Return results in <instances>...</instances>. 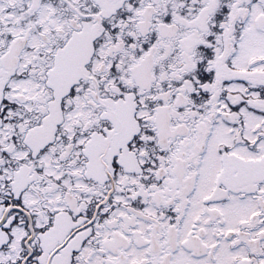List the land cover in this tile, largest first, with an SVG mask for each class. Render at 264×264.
Here are the masks:
<instances>
[{"label":"snow or ice","instance_id":"6c2138e0","mask_svg":"<svg viewBox=\"0 0 264 264\" xmlns=\"http://www.w3.org/2000/svg\"><path fill=\"white\" fill-rule=\"evenodd\" d=\"M0 264H264V0H0Z\"/></svg>","mask_w":264,"mask_h":264}]
</instances>
